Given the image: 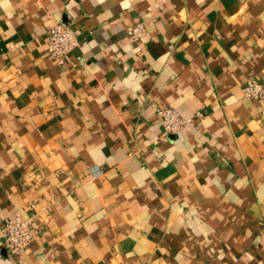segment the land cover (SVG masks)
<instances>
[{"label":"crops","instance_id":"1","mask_svg":"<svg viewBox=\"0 0 264 264\" xmlns=\"http://www.w3.org/2000/svg\"><path fill=\"white\" fill-rule=\"evenodd\" d=\"M72 23L65 66L48 32ZM143 24L138 40L129 32ZM264 0H0V264H264ZM192 120L163 136L157 108Z\"/></svg>","mask_w":264,"mask_h":264},{"label":"built area","instance_id":"2","mask_svg":"<svg viewBox=\"0 0 264 264\" xmlns=\"http://www.w3.org/2000/svg\"><path fill=\"white\" fill-rule=\"evenodd\" d=\"M144 33L143 24H137L129 32L135 40L142 38ZM78 36L69 21L59 20L53 24L48 32V54L55 64L65 66L68 63L69 54L79 44ZM244 91L252 99H262L264 98V83L250 79ZM157 116L160 119L163 136L178 133L192 121L167 105L157 108ZM35 219L36 216L23 218L17 214L4 223L3 230L0 232V242L12 256H20L35 239Z\"/></svg>","mask_w":264,"mask_h":264}]
</instances>
